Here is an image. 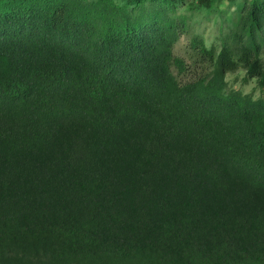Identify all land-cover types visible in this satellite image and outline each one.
<instances>
[{
  "label": "trees",
  "instance_id": "16d2710c",
  "mask_svg": "<svg viewBox=\"0 0 264 264\" xmlns=\"http://www.w3.org/2000/svg\"><path fill=\"white\" fill-rule=\"evenodd\" d=\"M239 71L264 91V0H0V264H264Z\"/></svg>",
  "mask_w": 264,
  "mask_h": 264
},
{
  "label": "rangeland",
  "instance_id": "374dc122",
  "mask_svg": "<svg viewBox=\"0 0 264 264\" xmlns=\"http://www.w3.org/2000/svg\"><path fill=\"white\" fill-rule=\"evenodd\" d=\"M195 22L197 23V25L195 26L196 31L204 35L207 41L211 43L215 34H217L214 21H208L204 16L198 15L195 17L194 23ZM187 42L188 41L183 38L179 43L176 50V53L178 55L182 56L184 54ZM241 73H243V75H241ZM245 77V72L239 71L235 74L228 75V81L233 88L242 90L245 94H252L255 98L264 97V91L258 87L257 82L255 80H249L248 82H245ZM253 82H255L254 86H252Z\"/></svg>",
  "mask_w": 264,
  "mask_h": 264
},
{
  "label": "clouds",
  "instance_id": "9594fccd",
  "mask_svg": "<svg viewBox=\"0 0 264 264\" xmlns=\"http://www.w3.org/2000/svg\"><path fill=\"white\" fill-rule=\"evenodd\" d=\"M241 75H243V73H241ZM229 78H231V77H229ZM254 83H255V82H253V85H252V86H254Z\"/></svg>",
  "mask_w": 264,
  "mask_h": 264
}]
</instances>
